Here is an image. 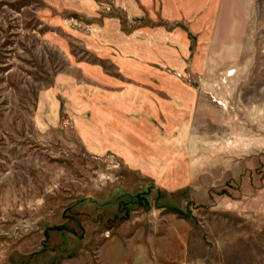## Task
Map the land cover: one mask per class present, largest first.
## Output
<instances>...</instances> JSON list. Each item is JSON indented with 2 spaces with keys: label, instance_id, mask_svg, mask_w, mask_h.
Returning <instances> with one entry per match:
<instances>
[{
  "label": "rangeland",
  "instance_id": "obj_1",
  "mask_svg": "<svg viewBox=\"0 0 264 264\" xmlns=\"http://www.w3.org/2000/svg\"><path fill=\"white\" fill-rule=\"evenodd\" d=\"M0 264H264V0H0Z\"/></svg>",
  "mask_w": 264,
  "mask_h": 264
}]
</instances>
